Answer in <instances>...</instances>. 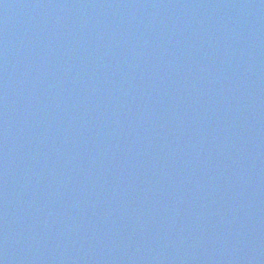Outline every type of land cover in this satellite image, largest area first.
Segmentation results:
<instances>
[{
	"label": "water",
	"instance_id": "obj_1",
	"mask_svg": "<svg viewBox=\"0 0 264 264\" xmlns=\"http://www.w3.org/2000/svg\"><path fill=\"white\" fill-rule=\"evenodd\" d=\"M0 264H264V0H0Z\"/></svg>",
	"mask_w": 264,
	"mask_h": 264
}]
</instances>
